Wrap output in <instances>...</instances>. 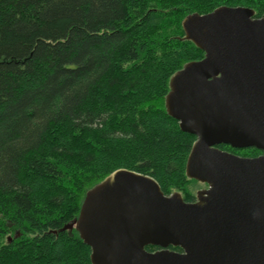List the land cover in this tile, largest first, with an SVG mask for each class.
Instances as JSON below:
<instances>
[{"label": "trees", "instance_id": "trees-1", "mask_svg": "<svg viewBox=\"0 0 264 264\" xmlns=\"http://www.w3.org/2000/svg\"><path fill=\"white\" fill-rule=\"evenodd\" d=\"M222 6L264 16V0H0V264H92L67 226L118 169L195 201L196 137L165 101L171 77L205 56L183 19Z\"/></svg>", "mask_w": 264, "mask_h": 264}, {"label": "water", "instance_id": "water-1", "mask_svg": "<svg viewBox=\"0 0 264 264\" xmlns=\"http://www.w3.org/2000/svg\"><path fill=\"white\" fill-rule=\"evenodd\" d=\"M182 29L205 56L171 77L166 111L196 137L185 172L207 187L186 202L149 175L111 173L67 226L92 264H264V155L219 148L264 152V16L222 6L188 15Z\"/></svg>", "mask_w": 264, "mask_h": 264}, {"label": "rangeland", "instance_id": "rangeland-1", "mask_svg": "<svg viewBox=\"0 0 264 264\" xmlns=\"http://www.w3.org/2000/svg\"><path fill=\"white\" fill-rule=\"evenodd\" d=\"M189 188V190H191L194 195H197V192L201 189H205L206 185L203 183H200L198 181H194V182H189L186 184ZM185 193V192H184ZM186 194V193H185Z\"/></svg>", "mask_w": 264, "mask_h": 264}, {"label": "flooded vegetation", "instance_id": "flooded-vegetation-1", "mask_svg": "<svg viewBox=\"0 0 264 264\" xmlns=\"http://www.w3.org/2000/svg\"><path fill=\"white\" fill-rule=\"evenodd\" d=\"M230 153V152H229ZM261 155H264V153H260V154H258V155H256V156H253V157H249V158H255V157H259V156H261ZM241 157H244V156H241ZM207 187V186H206ZM195 201H196V198H195ZM195 201H193V202H195ZM171 250V249H170Z\"/></svg>", "mask_w": 264, "mask_h": 264}]
</instances>
